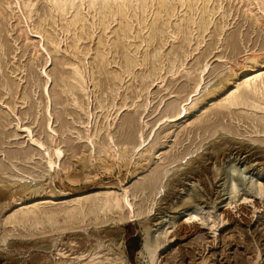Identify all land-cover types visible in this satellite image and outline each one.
Masks as SVG:
<instances>
[{"label":"rangeland","instance_id":"1","mask_svg":"<svg viewBox=\"0 0 264 264\" xmlns=\"http://www.w3.org/2000/svg\"><path fill=\"white\" fill-rule=\"evenodd\" d=\"M55 1L0 0V264H264V0Z\"/></svg>","mask_w":264,"mask_h":264},{"label":"bare ground","instance_id":"2","mask_svg":"<svg viewBox=\"0 0 264 264\" xmlns=\"http://www.w3.org/2000/svg\"><path fill=\"white\" fill-rule=\"evenodd\" d=\"M55 1V0H54ZM61 1H64L63 2V4L62 5H60L59 3H58V0H56L55 1V5H58V7H59V9H61V11H62V13H67L68 12V10H69V7L71 6L72 8L73 7H76L75 8V11L77 12V10H78V5H77V3H76V1L77 0H61ZM81 1H83V0H78V2H81ZM147 0H88V4H89V7L91 8H94L95 10H98L99 12H104V13H102V14H104L102 17V20H103V22L104 21H106V20H104L105 18H106V13L108 12V10H109V12H110V10H112V9H114V7H117L118 9H120L123 13H125V9L127 8V11H129V10H131V9H134V7H136V6H138V8H143L144 7V9H145V7L146 6H144V4H143V2H146ZM169 0H163V2H161V8L163 7V8H167V6H168V4H167V2H168ZM195 1H199V0H181V2H180V0H179V2L181 3V5H184V4H186V6L188 5L189 7L190 6H192L193 7V2H195ZM201 2H210V0H200ZM177 2V1H176ZM140 3V4H139ZM160 3V2H159ZM70 4V5H69ZM82 4V3H81ZM68 5H69V7H68ZM148 5H149V3H148ZM19 6V5H18ZM171 6V5H170ZM152 7V6H151ZM116 8V9H117ZM154 8V7H153ZM183 8V7H182ZM51 9V8H50ZM208 9V8H207ZM54 10V9H53ZM120 10H118V11H120ZM113 11V10H112ZM120 11V12H121ZM203 11V10H202ZM106 12V13H105ZM130 12V11H129ZM53 13V12H52ZM61 13V12H60ZM123 13H121L122 14V16L120 15V19H121V21L126 17L125 16V14H123ZM137 13V12H136ZM215 13V12H214ZM119 14V13H118ZM117 14V15H118ZM132 14V13H131ZM60 15V14H59ZM63 15V14H62ZM70 15V14H69ZM186 15V14H185ZM61 16V15H60ZM59 16V17H60ZM78 16V15H77ZM77 16H75V17H77ZM168 16V15H167ZM119 17V16H118ZM110 18H111V16H110ZM115 18V17H114ZM134 18V17H133ZM205 18V17H204ZM113 19V18H112ZM100 20V19H99ZM111 20V19H110ZM136 20V19H135ZM171 20H172V18H171ZM41 21V20H40ZM76 21H77V19H76ZM78 21H79V19H78ZM127 21V20H126ZM139 21H141L140 19H139ZM144 21V20H143ZM153 21V20H152ZM107 22V21H106ZM105 22V23H106ZM163 22V21H162ZM139 23H141V22H139ZM102 24V23H101ZM104 24V23H103ZM106 24H108V23H106ZM127 24V23H126ZM90 25V24H89ZM128 25V24H127ZM142 25V24H141ZM192 25V24H191ZM102 26V25H101ZM106 26V25H105ZM147 26V25H146ZM165 26V25H164ZM173 26V25H172ZM126 27V26H125ZM73 28V27H72ZM121 28V27H120ZM154 28V27H153ZM166 28V27H165ZM180 28V27H179ZM225 28V27H224ZM114 29V28H113ZM199 29V28H198ZM147 30V29H146ZM171 30H172V28H171ZM185 30V29H184ZM201 30V29H200ZM223 30V29H222ZM106 32V31H105ZM93 33V32H92ZM194 33V32H193ZM192 33V34H193ZM66 34H67V32H66ZM166 34V33H165ZM169 34V33H168ZM37 36V35H36ZM134 38H135V36H134ZM111 45V44H110ZM105 46V45H104ZM117 46V45H116ZM111 48V47H110ZM108 49V48H107ZM43 50V49H42ZM131 51V50H130ZM130 54V53H129ZM85 55V54H84ZM49 57V56H48ZM50 58V57H49ZM61 59V58H60ZM77 59V58H76ZM51 60V59H50ZM64 61V60H63ZM133 64V63H132ZM75 73V72H74ZM244 73V72H243ZM247 75V74H246ZM76 76V75H75ZM264 76V71L263 72H260V70H259V72L258 71H256L255 70V72L254 73H251V74H248L247 76H246V78L244 79V82H245V85H249L251 82H255L257 79H260V78H262ZM246 86V87H247ZM255 88H256V86H254ZM248 88V87H247ZM252 88L251 87H249L248 88V90L250 91ZM255 90H258V87L255 89ZM249 91H247V92H249ZM255 92V91H254ZM258 92V91H257ZM259 92H260V90H259ZM225 98H227L228 100H227V102H228V105H232V104H234V105H237V104H240V103H242V101H240L241 99H239V96L238 95H234V96H232L233 95V92L231 91V92H226L225 94ZM232 96V100L230 99V97ZM242 96L243 95H240V97L242 98ZM226 102V101H225ZM209 104V103H208ZM247 108V107H246ZM255 110V109H254ZM258 110V109H257ZM183 112H185V111H183ZM183 112L182 113H180L179 114V116H178V118H181V117H184L185 116V113L183 114ZM174 116V115H173ZM264 118V117H263ZM263 123V122H262ZM33 140V139H32ZM33 143H34V141H33ZM37 143V142H36ZM36 143H34V144H36ZM38 144H39V142H38ZM41 144V143H40ZM37 145V144H36ZM38 146V145H37ZM39 147H41V146H39ZM39 149H41V148H39ZM72 149V148H71ZM228 149V148H227ZM234 149V148H233ZM58 151V153L57 154H59V149L57 150ZM226 151V150H225ZM234 151V150H233ZM45 152V151H44ZM61 152V151H60ZM237 152H239V151H237ZM47 153V152H46ZM45 153V154H46ZM61 154V153H60ZM221 154V153H220ZM224 154V153H223ZM47 155V154H46ZM58 156V155H57ZM60 157V156H59ZM51 158V157H50ZM236 158V157H235ZM49 159V158H48ZM58 159V158H57ZM237 159V158H236ZM243 159V158H242ZM235 160V159H234ZM237 161V160H236ZM240 161V160H239ZM51 162V161H50ZM21 163V162H20ZM52 163V162H51ZM52 164H54V163H52ZM196 164V163H195ZM10 165V164H9ZM49 165H51L50 163H49ZM52 167L53 166H51V169H52ZM251 167V166H250ZM54 168V167H53ZM53 170V169H52ZM264 173V171H261V174H263ZM24 174V173H23ZM183 184V183H182ZM26 187V186H25ZM255 187V186H254ZM25 189V188H24ZM23 189V190H24ZM252 189V188H251ZM20 190V189H19ZM1 193V192H0ZM191 194V193H190ZM195 195V194H194ZM191 195H187V197H190ZM197 196V195H196ZM200 196V195H199ZM82 197H84V195H82V194H78V195H74V196H70L67 200H63V201H77V200H80ZM127 197V196H126ZM185 197V196H184ZM184 197H183V199H184ZM187 197H186V199H187ZM191 198V197H190ZM193 198V197H192ZM191 198V199H192ZM196 198H198V197H196ZM186 199H184V201H187ZM189 199V198H188ZM194 199H195V197H194ZM193 199V200H194ZM199 199H200V197H199ZM190 200V199H189ZM189 200H188V202H189ZM196 200V199H195ZM194 200V201H195ZM44 201V200H43ZM125 201H127V198H125ZM80 202V201H79ZM190 202H193V201H190ZM127 203H128V201H127ZM126 204V203H125ZM115 205H116V202H115ZM129 205H130V203H129ZM94 206V205H93ZM115 207V206H114ZM117 207V206H116ZM23 213V212H22ZM12 217V216H11ZM12 222V221H11ZM162 222V221H161ZM160 223V222H159ZM159 223H155V225H157V224H159ZM153 224V223H152ZM13 241V240H12ZM150 241H152V237L151 238H149V237H145L144 238V243H143V249H149V247H148V244H149V242ZM15 243V242H14ZM162 246V245H161ZM142 249V250H143ZM36 255V254H35ZM37 256H38V254H37ZM37 256H33V259L31 258V260H34L35 261V259H36V257ZM81 257V256H80ZM10 258V257H9ZM82 258V257H81ZM42 259V258H41ZM40 259V257H39V260H41ZM25 261V260H24ZM27 261V260H26ZM35 262H37V261H35ZM39 262V264H40V262L41 261H38ZM37 262V263H38ZM18 263H20V262H16V261H14V260H6L5 262H4V264H18ZM23 263V262H22ZM21 263V264H22ZM27 263V262H26ZM30 263H31V261H30ZM25 264V263H24Z\"/></svg>","mask_w":264,"mask_h":264}]
</instances>
